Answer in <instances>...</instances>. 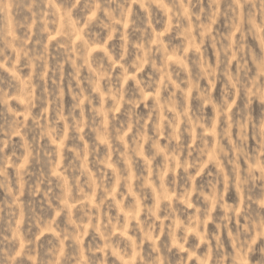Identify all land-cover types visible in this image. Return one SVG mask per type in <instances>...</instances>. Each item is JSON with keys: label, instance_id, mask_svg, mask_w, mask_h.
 Returning <instances> with one entry per match:
<instances>
[{"label": "clouds", "instance_id": "obj_1", "mask_svg": "<svg viewBox=\"0 0 264 264\" xmlns=\"http://www.w3.org/2000/svg\"><path fill=\"white\" fill-rule=\"evenodd\" d=\"M0 264H264V0H0Z\"/></svg>", "mask_w": 264, "mask_h": 264}]
</instances>
